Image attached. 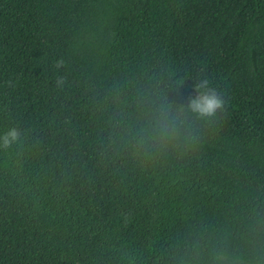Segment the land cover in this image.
Listing matches in <instances>:
<instances>
[{"label":"trees","instance_id":"1","mask_svg":"<svg viewBox=\"0 0 264 264\" xmlns=\"http://www.w3.org/2000/svg\"><path fill=\"white\" fill-rule=\"evenodd\" d=\"M0 264H264V0H0Z\"/></svg>","mask_w":264,"mask_h":264}]
</instances>
